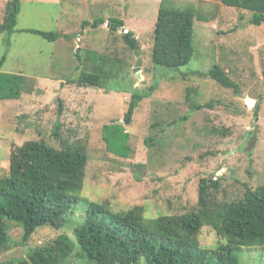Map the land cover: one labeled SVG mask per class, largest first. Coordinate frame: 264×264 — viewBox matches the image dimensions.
<instances>
[{"label": "rangeland", "instance_id": "obj_1", "mask_svg": "<svg viewBox=\"0 0 264 264\" xmlns=\"http://www.w3.org/2000/svg\"><path fill=\"white\" fill-rule=\"evenodd\" d=\"M8 1L0 0V23ZM21 1L16 30L0 33V58L7 56L2 71L26 77L20 99L0 100V178L13 159L26 161L24 148L30 140L45 139L60 148L66 139L80 142L90 156L82 198L105 201L114 210L143 205L147 218L197 206L203 178L218 179L219 186L210 191L222 203L242 198L247 187L264 184V23H251V11L222 0H172L178 8L195 7L200 16L194 56L188 64L172 68L153 62L162 0ZM112 17L125 21L118 32H111L107 22L84 26L85 20ZM26 28L63 36L52 42L22 31ZM129 30L139 49L125 43L122 36ZM103 56L109 58L106 63ZM215 64L240 83L239 93L198 74ZM99 66L112 72L109 86L74 83L83 69L95 72L92 69ZM134 87L154 91L141 101L132 124H125L132 150L126 158L108 149L103 134L105 125L124 123ZM208 102L213 105L191 106ZM57 124L61 137L54 134ZM138 162L145 164L142 170L136 168ZM8 223L10 245L0 264H19L28 259L30 248L22 241L23 226L14 220ZM75 227L70 221L59 232L76 239ZM57 234L50 225L40 226L29 244ZM199 241L204 248L219 245L211 226L203 228ZM236 255L234 264H264L261 245L244 246ZM69 264L92 263L77 250Z\"/></svg>", "mask_w": 264, "mask_h": 264}, {"label": "trees", "instance_id": "obj_2", "mask_svg": "<svg viewBox=\"0 0 264 264\" xmlns=\"http://www.w3.org/2000/svg\"><path fill=\"white\" fill-rule=\"evenodd\" d=\"M222 3L251 11L253 24L264 23V0H222ZM21 6V0L7 2L0 33L16 30ZM198 11L193 6L178 8L172 0L161 1L153 45L155 64L179 68L190 62L195 54ZM106 22L114 33L125 25L123 19L112 17L108 21L103 18L93 22L85 20L84 26L98 27ZM22 31L38 34L52 42L63 36L57 31L36 28ZM122 37L131 49L140 48L132 30ZM77 54L82 57L79 52ZM6 60V55L0 58V100L20 99L26 90V77L3 72ZM103 60L106 63L108 56H103ZM92 70L95 72L83 69L74 83L80 87L109 86L108 81L113 79L111 71L102 70L100 66ZM198 74L211 77L236 93L242 88L218 64L208 72L199 71ZM153 91L154 87H134L124 123L116 121L104 126L103 135L112 153L126 158L131 155L127 143L130 133L125 124H132L137 107ZM212 105V102L191 104L195 109ZM259 107L260 101L257 110ZM60 128L57 124L54 134L58 137H61ZM149 140L152 137L148 143ZM61 142L62 147L57 148L45 139L30 140L24 148L26 161L13 159L8 173L0 178V257L10 245L8 220L23 226L22 241L30 248L28 259L23 258L19 264H69L77 250L82 251L92 264H234L242 247L264 246V184L254 189L247 187L242 198L222 203L217 202L210 191L211 187L219 186L218 179L203 178L197 206L182 213L147 218L143 205L114 210L105 201L82 198L79 193L86 185L90 156L80 142L66 139ZM135 165L140 170L145 167L141 162ZM70 221L76 223V239L66 232H59ZM43 225L52 226L58 234L31 246L29 241L34 232ZM205 226L215 230L219 241L216 248L201 246L199 235Z\"/></svg>", "mask_w": 264, "mask_h": 264}, {"label": "water", "instance_id": "obj_3", "mask_svg": "<svg viewBox=\"0 0 264 264\" xmlns=\"http://www.w3.org/2000/svg\"><path fill=\"white\" fill-rule=\"evenodd\" d=\"M135 72H136V75L138 78H141L142 77V74L140 72V67H137L135 68ZM143 83H145V81H143ZM241 95L244 97V98H247L248 96L244 93H241ZM250 99L254 100L253 98L249 97Z\"/></svg>", "mask_w": 264, "mask_h": 264}, {"label": "crops", "instance_id": "obj_4", "mask_svg": "<svg viewBox=\"0 0 264 264\" xmlns=\"http://www.w3.org/2000/svg\"><path fill=\"white\" fill-rule=\"evenodd\" d=\"M78 46V45H77ZM63 85H64V83H63ZM63 87V86H62ZM64 88H66V87H64Z\"/></svg>", "mask_w": 264, "mask_h": 264}]
</instances>
